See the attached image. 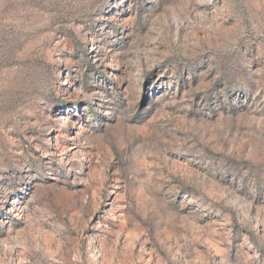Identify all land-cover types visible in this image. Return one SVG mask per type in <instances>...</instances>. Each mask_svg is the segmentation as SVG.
I'll return each mask as SVG.
<instances>
[{"label": "rangeland", "instance_id": "1", "mask_svg": "<svg viewBox=\"0 0 264 264\" xmlns=\"http://www.w3.org/2000/svg\"><path fill=\"white\" fill-rule=\"evenodd\" d=\"M0 264H264V0H0Z\"/></svg>", "mask_w": 264, "mask_h": 264}]
</instances>
